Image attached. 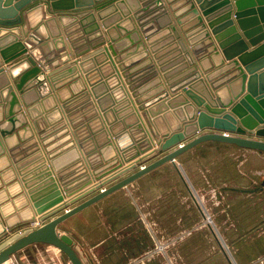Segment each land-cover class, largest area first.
Listing matches in <instances>:
<instances>
[{
  "label": "water",
  "instance_id": "obj_1",
  "mask_svg": "<svg viewBox=\"0 0 264 264\" xmlns=\"http://www.w3.org/2000/svg\"><path fill=\"white\" fill-rule=\"evenodd\" d=\"M140 51L151 58L141 68L152 64L163 85L151 102L141 96L137 79L153 77V70L134 75L145 57L133 58ZM100 52L106 57L99 65L112 68L97 67L100 79L92 80L82 62ZM78 76L97 111L113 109L121 121L134 114L111 140L123 160L97 172L79 190L96 183L80 193L64 197L56 188L49 202L36 199L39 225L13 231L18 225L0 216V264L37 243L57 247L71 264H85L59 224L164 163L180 170L176 157L201 142L264 152V0H0L2 137L25 124L19 113L36 119L37 104L50 96L58 116L51 123L59 125L49 133L68 126L70 111L64 112L59 92ZM5 120L10 127H1ZM38 155L45 161L37 150L15 165L22 169ZM49 160L59 175L81 161L82 152L72 141Z\"/></svg>",
  "mask_w": 264,
  "mask_h": 264
},
{
  "label": "crops",
  "instance_id": "obj_2",
  "mask_svg": "<svg viewBox=\"0 0 264 264\" xmlns=\"http://www.w3.org/2000/svg\"><path fill=\"white\" fill-rule=\"evenodd\" d=\"M143 55L140 51L133 58ZM105 57L100 52L82 62L92 73V80L100 79L97 67L106 73L111 70L108 62V67L99 65ZM150 62L145 55L134 68L139 69L135 77L153 70L152 64L141 68ZM158 80V75L141 82L137 79L146 102L162 91ZM84 81L78 76L59 92L66 104L62 106L64 112L70 111L66 114L68 126L49 133L59 125L51 123L58 116L54 97L50 96L37 104L41 111L36 119L29 113H19V120L25 124L12 134L0 135V216L10 225H18L13 231L43 222L35 211L36 199L49 202L56 188L64 197L70 192L80 193L96 183L79 190L88 180L94 181L97 172L123 160L116 142H111L113 133L136 118L132 113L121 121L113 109L98 112ZM10 125L5 120L1 127ZM72 141L80 147L82 160L58 175L51 169L49 155ZM121 141L127 143L130 138L121 137ZM209 148L215 152L207 153ZM37 150L46 155L48 173L33 172L35 165L30 171L24 168L34 160L42 161L41 155L17 168L15 163ZM192 159L205 164L197 170L201 176L196 180L202 179L197 190L185 176ZM176 161L180 170L170 162L164 163L59 224V231L73 238L85 264H264V152L207 140L178 155ZM61 252L53 245L37 243L17 251L13 260L19 264L52 262Z\"/></svg>",
  "mask_w": 264,
  "mask_h": 264
},
{
  "label": "rangeland",
  "instance_id": "obj_3",
  "mask_svg": "<svg viewBox=\"0 0 264 264\" xmlns=\"http://www.w3.org/2000/svg\"><path fill=\"white\" fill-rule=\"evenodd\" d=\"M213 151L215 152V150L213 148H209V150L207 151L210 152ZM193 160V159H192ZM194 162L191 163V166L187 168V174L185 173V176L187 177V179H189L191 181V184L193 185V187L195 188V190H197V187L199 186V184L202 182L201 180H196L198 178V176H201V172L197 173L198 167L200 166H205L204 163H199L197 162L196 159L193 160ZM196 172V174H195ZM198 175V176H197ZM59 260L61 263H65L66 261H68V258L66 257V255L64 253L61 252V254H59ZM56 258V259H58Z\"/></svg>",
  "mask_w": 264,
  "mask_h": 264
},
{
  "label": "bare ground",
  "instance_id": "obj_4",
  "mask_svg": "<svg viewBox=\"0 0 264 264\" xmlns=\"http://www.w3.org/2000/svg\"><path fill=\"white\" fill-rule=\"evenodd\" d=\"M34 165H35V167H34V169H33V172H35V173H42V174H44V173H48L49 172V168H48V166H47V164L45 163V161L43 160V161H33L32 162ZM31 163V164H32ZM31 164H29L28 166H26V167H24L25 169H27L28 171H30L31 169H32V167H31ZM37 208L38 207H36V210H37ZM35 210V211H36Z\"/></svg>",
  "mask_w": 264,
  "mask_h": 264
},
{
  "label": "built area",
  "instance_id": "obj_5",
  "mask_svg": "<svg viewBox=\"0 0 264 264\" xmlns=\"http://www.w3.org/2000/svg\"><path fill=\"white\" fill-rule=\"evenodd\" d=\"M9 261H12L13 264H19V263L15 262L13 260V258L11 260H9ZM51 261L52 262L45 261L43 263H37V264H71L69 261H66L65 263H61L60 260H59V258L58 259L54 258ZM8 262H5L4 264H7Z\"/></svg>",
  "mask_w": 264,
  "mask_h": 264
}]
</instances>
